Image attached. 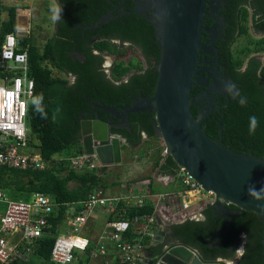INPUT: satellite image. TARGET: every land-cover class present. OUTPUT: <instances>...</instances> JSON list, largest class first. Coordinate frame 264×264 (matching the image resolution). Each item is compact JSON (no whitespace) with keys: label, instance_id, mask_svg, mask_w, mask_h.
<instances>
[{"label":"trees","instance_id":"obj_1","mask_svg":"<svg viewBox=\"0 0 264 264\" xmlns=\"http://www.w3.org/2000/svg\"><path fill=\"white\" fill-rule=\"evenodd\" d=\"M55 1L59 7L55 28L42 46L35 44L31 36L16 34L18 30L16 6L1 4L0 7V13L7 11V17L0 19V43L5 34L15 33L19 49L27 53L29 75L34 79V94L40 105L39 110L34 103L27 105V143L38 149L46 164L41 170L17 169L0 164V190L11 199L23 201H27L33 193L40 192L48 195L57 204L47 217L48 225L44 233L34 240L24 258H18L10 264H49L50 250L58 232V226L64 223L70 206H73V213H76L80 208V201L84 200L90 191L98 186L105 187L96 169L76 172L69 168L66 161L54 163L52 160L54 154L65 153V156H70L80 153L78 122L82 111L91 108L92 102L115 105L123 97L151 96L156 82L154 68L159 58L160 48L156 40L155 27L141 14L127 12L134 8L133 3L126 0L122 4L123 7L121 6L125 10L120 14L116 5L121 0ZM254 1L256 2L253 6L254 14L261 12L264 16V0ZM239 3L240 0H236L230 15L226 16L232 25L228 37H231L237 28H240V33L246 31L248 10L244 7L238 8ZM110 10L112 13L108 20L96 27H90ZM257 26L264 27V20ZM95 37L99 40H94ZM110 38L137 44L143 54L148 59L152 58L154 63L143 68L137 59L127 64L120 59L111 67V77L119 79L131 70H135L136 73L126 83L117 85L111 83L99 67L101 58L92 52L96 49L106 50L109 53H122V50L110 45ZM257 46V50L264 51V39L259 40ZM73 48L83 53V60L72 59L70 50ZM226 48L227 45L223 47L224 54L227 52ZM237 59L229 57L228 60L232 66L236 67L240 64V59ZM258 67V62H255L252 70L241 74L234 73L236 80L246 82L244 95L239 101H232L233 104L227 110L221 106V103V108L201 125L210 137L220 140L222 145L230 147L231 150L264 157V66L259 73ZM53 69L63 74H74L76 82L69 85L66 78L54 74ZM2 75L4 74L1 72L0 76ZM190 109L196 116L198 108L191 106ZM253 116L257 124L255 131L250 133V117ZM101 117L103 118L102 115ZM130 125L131 133L127 130L121 131L127 144L139 141L142 132L149 137H155L153 112H138L132 115ZM220 125L221 135H219ZM151 147L156 146L150 145L144 149V152ZM161 150V146L157 147L156 157L151 167L157 168L162 174L172 175L177 164L170 155L163 156ZM154 185L159 189V185L153 183L152 191L157 190ZM171 186L170 189L180 187L179 184ZM230 207L234 205L230 204ZM152 211L153 204L147 200L142 207L129 208L123 217L150 214ZM203 215L204 218L186 220L173 225L171 243L178 242L191 247L204 253V259H207L210 255L223 254L229 240L220 237L219 246L210 248V244L216 238L215 230L220 228L217 226L223 223V217L213 215L210 206L203 210ZM240 217V221L237 217L234 222H230L233 229H245L248 235V243L238 264H263V224L258 215L251 210H243V216ZM132 233L130 227L126 234L128 237H135L136 235ZM145 244L149 245L150 242L146 241ZM90 247H93L92 242ZM149 248V251L156 249L152 245Z\"/></svg>","mask_w":264,"mask_h":264},{"label":"built area","instance_id":"obj_2","mask_svg":"<svg viewBox=\"0 0 264 264\" xmlns=\"http://www.w3.org/2000/svg\"><path fill=\"white\" fill-rule=\"evenodd\" d=\"M1 4L0 0V7ZM1 72L4 75L0 76V164L17 169H44L46 164L40 152L30 149L27 143V105L36 99L35 83L29 75L27 53L19 49L17 36L12 32L5 34L0 43ZM161 147V154L165 156L164 143ZM147 157L150 156L142 160ZM52 160L54 163L64 160L76 172L101 166L95 155L82 152L70 156L54 154ZM151 176L156 182L160 178L154 173ZM161 177L160 183L176 182L180 187L152 191L153 182L145 177L129 185L124 183V191L117 194H109L103 186L94 188L80 201L76 213L70 206L64 223L58 226L49 264H147L146 247L152 245L156 229L198 219L202 209L214 202V194L205 191L182 166L177 165L172 175ZM136 189L140 192H135ZM147 200L153 204L150 214L123 217L129 208L142 207ZM0 204L3 206L0 209V264H10L24 258L34 240L44 233L47 217L57 204L40 192L23 201L9 198L2 190ZM130 227L135 237L127 236ZM146 241L150 244L146 245Z\"/></svg>","mask_w":264,"mask_h":264},{"label":"water","instance_id":"obj_3","mask_svg":"<svg viewBox=\"0 0 264 264\" xmlns=\"http://www.w3.org/2000/svg\"><path fill=\"white\" fill-rule=\"evenodd\" d=\"M121 0L116 8L121 7ZM135 6L127 12H135L151 21L155 27L156 40L160 54L155 64L156 82L153 94L139 99L123 108L122 114L115 119L127 121L132 112H153L154 133L162 139L168 155L182 166L205 191L214 194V202L209 206L213 215L223 217V226L229 223L226 217L234 212L228 211L232 203L239 209L251 210L258 215L263 224L262 255L264 257V192L262 198L249 195V189L257 191L264 188V157H255L245 152H236L221 144L220 140L210 137L201 125L209 115L210 104L202 107L207 90L192 95L195 85L205 86L206 68L199 67V52L214 56L216 48L213 41L220 32L221 20L217 9L221 0H134ZM148 11L150 14L148 15ZM214 11L215 14H211ZM112 10L102 15L90 27H96L108 20ZM204 15L212 17L214 23L203 24ZM208 33L209 44L201 42L200 37ZM196 97V98H195ZM94 105V104H93ZM199 109L196 116L190 107ZM94 118L79 121L80 152L95 155L101 165L121 163V147L124 138L109 132V121L99 119L97 109L105 113L118 112L115 107L94 105ZM222 127L219 126V135ZM158 223L159 220H158ZM218 230H215L216 237ZM166 231L155 230L152 246L164 241ZM159 251L152 249L147 256V264H206L197 257L190 262L192 250L181 243H169ZM165 246V248H166ZM150 250V248H149ZM190 262V263H189ZM125 264V263H112ZM212 264V263H211ZM264 264V260H263Z\"/></svg>","mask_w":264,"mask_h":264},{"label":"flooded vegetation","instance_id":"obj_4","mask_svg":"<svg viewBox=\"0 0 264 264\" xmlns=\"http://www.w3.org/2000/svg\"><path fill=\"white\" fill-rule=\"evenodd\" d=\"M236 0H221L220 7L217 9V17L221 20V27L220 32L216 39L213 41L214 46L216 48V63L214 62V56H211L208 53H201L198 54V66L206 68L205 75H207V81L205 86L195 85L192 88V95H197L198 93H201L205 90H207V94L205 96V101L200 103L202 107L204 105L210 104L211 111L207 118H211L214 113H216L217 110H219L222 107H224L226 110L230 107L231 104H233L232 101L234 100H240L242 96L244 95V88L246 85V82L243 83V81H238L234 77V73H246L249 70L253 69V65L255 62H258V73L261 71V68L264 66V51L263 50H257V43L259 40L264 39V27H258L257 24L261 23L264 20V16L262 13H256L254 14V8L253 6L256 5V2L254 0H240V3L238 4L239 7H244L248 10V16L246 21V31L239 32L240 28H237L231 37H228L229 30L232 29L231 23L226 19V16H229L233 4H235ZM126 2V0L124 1ZM123 2V3H124ZM128 2H131L135 6L134 0H128ZM123 7V5H122ZM122 7H118L119 13L121 14L125 9H122ZM257 7V6H256ZM114 11V8H113ZM150 12L148 11V15ZM211 14H215L214 11L211 12ZM214 23V20L212 17H209L207 15H204V25H211ZM240 24V22H239ZM240 27V26H239ZM243 37L245 39V42L242 45L236 46L235 43L238 40V38ZM210 36H208V33L204 32V35H201L200 41L206 42V45L209 44ZM94 40H99V38L95 37ZM110 45L115 46V48L122 50V53H109L108 51H98L96 49H93V54L98 55L101 58L100 61V69L104 71V74L106 75V78H109L111 83H114L117 85L118 83L122 82H128L129 79L133 74L136 73L135 70H131L129 73L121 76L119 79H115L111 77V67L114 66V64L119 61H124L125 64H127L131 60H139L141 64L143 65V68L150 66L154 63V60L148 59L143 52L141 51L140 47L136 44L133 45L129 41L126 40H119L110 38L109 39ZM227 45L226 53L224 54L223 47ZM127 49H132L133 52L131 55H129L126 58V51ZM72 53V59L81 58L83 60L84 55L79 50L73 48L70 50ZM229 57H235V59L240 61V64L236 67L232 66L229 62ZM232 61V59H231ZM68 84L72 85L76 82V76L72 73L64 74L63 75ZM194 89V92H193ZM141 96H127L121 98L120 102H118L115 105H106L103 102H92L91 108L87 110H83L80 114V119H89L94 118V105H106L109 107H115V109L118 111L116 113L110 114L103 112L100 108L97 109L99 119L103 120L104 122L109 121V132L110 134L114 136H118L120 138H124L121 134V131L127 130L129 133L132 132V128L130 125V119L132 115H135L138 112H132L128 113L126 118L127 121L124 122L123 119H115V117L118 118L122 114L123 108L131 105L133 103L134 99H139ZM196 98V97H195ZM222 105L220 106V104ZM94 104V105H93ZM193 106V105H192ZM199 110V109H198ZM198 112V111H197ZM87 115V116H86ZM103 116V118L101 117ZM85 116V117H83ZM83 117V118H82ZM206 118V119H207ZM205 119V120H206ZM79 124V122H78ZM80 135V134H79ZM78 135V136H79ZM79 138V137H78ZM157 138L155 137H149L146 135V133H141V138L139 141H137L134 144H127V141L125 139V143L122 145L121 148H123L124 145H127L128 148L132 149L134 147H138L139 145H144L145 142L149 141V139ZM230 204L228 203L227 209L228 211L234 212V215L231 217H226L228 220L229 225L223 229L220 230L218 236L212 241L210 244V248H216L218 247V243L220 240V237H223L224 239L229 240L227 247L224 249V253L221 255H210L209 258L204 259V253L197 251L195 249H192L189 247L193 254L190 257V262H192L194 257H197L198 260H200L202 263L206 264H238L241 258L243 257L246 245L248 243V235L247 231L245 229H233V227L230 225V222H234L235 219L238 217L240 221V216H243V210L239 209L236 205L234 207H230ZM210 204L205 206L201 214L198 216V219L204 218L203 210L207 208ZM219 216V215H217ZM224 222V220H223ZM180 223V222H179ZM178 224V223H175ZM168 225L165 226L163 229L166 231V234L164 236V241L157 245L155 248L159 251L164 249V252L167 251V244L171 243L172 241V226L175 225ZM223 223H220L217 227H221ZM220 229V228H219ZM223 230V231H222ZM222 233V234H221ZM178 243V242H174ZM166 246V248H165ZM242 250V254H241ZM189 262V263H190Z\"/></svg>","mask_w":264,"mask_h":264},{"label":"rangeland","instance_id":"obj_5","mask_svg":"<svg viewBox=\"0 0 264 264\" xmlns=\"http://www.w3.org/2000/svg\"><path fill=\"white\" fill-rule=\"evenodd\" d=\"M1 3L5 6H16L17 35L31 36L35 44L42 46L53 33L56 18L59 13V7H57L58 5L55 0H1ZM54 9H56V11H54ZM54 16L56 17L55 19L53 18ZM6 17L7 11H1L0 19L3 20ZM244 42L245 39L241 37L238 38L235 45L239 46ZM132 52V49H127L126 58L131 55ZM122 54H124V52ZM162 144L163 141L159 137L149 139V141L145 142L140 148L134 147L130 150L126 162L122 160L119 164H111L110 168L101 175L105 185L110 188L108 189V193L117 194L118 192H122L124 191L122 188L124 183L131 182V180H138L142 175H147L149 173L150 176L154 170L151 165L156 157V149ZM150 145L156 147L149 148L143 154V150ZM149 150H151V153H149ZM125 154V148H122L121 155L123 158ZM65 155V153L60 154V156ZM145 156L150 157L142 160ZM112 180L114 182L113 185L109 184ZM171 185L177 184L173 182ZM154 187L157 188L155 185ZM158 190L160 189L157 188L156 191ZM135 192H140V190L136 189ZM194 211L196 212L195 209Z\"/></svg>","mask_w":264,"mask_h":264},{"label":"crops","instance_id":"obj_6","mask_svg":"<svg viewBox=\"0 0 264 264\" xmlns=\"http://www.w3.org/2000/svg\"><path fill=\"white\" fill-rule=\"evenodd\" d=\"M58 7V6H57ZM17 22V21H16ZM18 26V25H17ZM53 73L54 74H58L59 72L58 71H56L55 69H53ZM64 74L63 73H61V76H63ZM143 145V144H142ZM142 145H139L138 147L140 148V146H142ZM125 147H123V148H125V155H124V158L122 157V155H121V161L122 160H124V162H126V160H127V155L129 154V151L130 150H132V149H130V148H128V147H126V145H124ZM29 148L30 149H34V150H38L37 148H35V147H32V146H29ZM144 151V150H143ZM110 168V165H106V166H104V165H101V166H99L98 167V169L96 170V173L97 174H99L100 176L103 174V172H105L106 170H108ZM153 173L154 174H156L157 176L159 175L160 176V178L157 180V182L155 181V180H153L152 179V176L150 175L149 176V174H147V175H142L141 176V178H138V180H141V179H143V178H150L151 180H152V182L153 183H155L156 185H159V189L160 190H170V185H171V182L170 183H168V184H165V183H160V181H163V178L161 177V176H163V174L161 173V172H159L158 171V169L156 168V169H154L153 170ZM137 180V179H136ZM136 180H131V182H127L128 183V185L129 184H131L133 181H136ZM160 180V181H159ZM102 181L104 182V180L102 179ZM114 182H113V180L112 181H110V183L109 184H113ZM152 183V184H153ZM105 184V183H104ZM105 188L108 190V189H110L107 185H105ZM0 207L2 208L3 206L0 204ZM149 253V248H147L146 247V253ZM39 264H45V263H39Z\"/></svg>","mask_w":264,"mask_h":264},{"label":"clouds","instance_id":"obj_7","mask_svg":"<svg viewBox=\"0 0 264 264\" xmlns=\"http://www.w3.org/2000/svg\"><path fill=\"white\" fill-rule=\"evenodd\" d=\"M54 11H56V9H54ZM53 18L55 19L56 17L54 16ZM58 75H61V72H59ZM32 102L37 105V108L39 110L40 105L38 100L34 99ZM256 124H257L256 118L254 116L250 117V128H249L250 133H253L255 131ZM248 191H249V195L253 196L256 199H261L262 198L261 193L264 192V188H262L259 191H257L254 188H250ZM241 254H242V250H241Z\"/></svg>","mask_w":264,"mask_h":264}]
</instances>
